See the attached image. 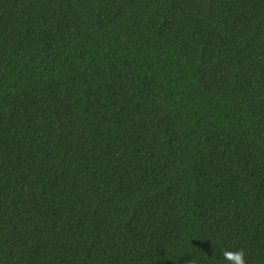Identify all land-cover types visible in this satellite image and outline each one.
<instances>
[{
	"label": "trees",
	"instance_id": "16d2710c",
	"mask_svg": "<svg viewBox=\"0 0 264 264\" xmlns=\"http://www.w3.org/2000/svg\"><path fill=\"white\" fill-rule=\"evenodd\" d=\"M264 264V0H0V264Z\"/></svg>",
	"mask_w": 264,
	"mask_h": 264
},
{
	"label": "clouds",
	"instance_id": "9594fccd",
	"mask_svg": "<svg viewBox=\"0 0 264 264\" xmlns=\"http://www.w3.org/2000/svg\"><path fill=\"white\" fill-rule=\"evenodd\" d=\"M222 258L226 264H247L246 254L243 249L239 250H223ZM187 264H197V259L193 256L186 260Z\"/></svg>",
	"mask_w": 264,
	"mask_h": 264
}]
</instances>
